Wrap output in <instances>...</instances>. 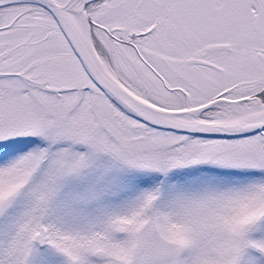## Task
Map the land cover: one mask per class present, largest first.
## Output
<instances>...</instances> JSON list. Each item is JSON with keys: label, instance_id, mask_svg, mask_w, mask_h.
Wrapping results in <instances>:
<instances>
[{"label": "snow or ice", "instance_id": "obj_1", "mask_svg": "<svg viewBox=\"0 0 264 264\" xmlns=\"http://www.w3.org/2000/svg\"><path fill=\"white\" fill-rule=\"evenodd\" d=\"M0 264H264V0H0Z\"/></svg>", "mask_w": 264, "mask_h": 264}]
</instances>
